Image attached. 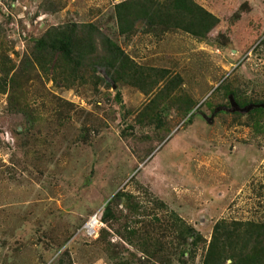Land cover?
<instances>
[{
  "label": "rangeland",
  "instance_id": "1",
  "mask_svg": "<svg viewBox=\"0 0 264 264\" xmlns=\"http://www.w3.org/2000/svg\"><path fill=\"white\" fill-rule=\"evenodd\" d=\"M193 1L0 0V264H255L226 232L264 223V112L229 109L264 103V0Z\"/></svg>",
  "mask_w": 264,
  "mask_h": 264
},
{
  "label": "trees",
  "instance_id": "2",
  "mask_svg": "<svg viewBox=\"0 0 264 264\" xmlns=\"http://www.w3.org/2000/svg\"><path fill=\"white\" fill-rule=\"evenodd\" d=\"M133 5H137V3L134 1H127L123 2L122 4L119 5V12L117 13L119 22H121V27L124 26V22L126 20V16L129 15L130 8ZM172 6L173 10L177 13H189L193 14L198 7L196 6L195 2L193 0H172ZM195 9V10H194ZM209 28V27H207ZM74 30L70 29L67 26H63L59 29L53 30V32L48 34V43L51 46L52 52L56 55H60L62 57H65L67 59L70 58L71 56V49L73 45L76 43V38H74ZM99 37L100 33L98 32ZM96 36V35H95ZM96 37H94V40ZM44 44V41H43ZM119 47V46H118ZM118 52L120 51L118 48ZM77 59H84L83 55H79L76 57ZM116 60V58H115ZM106 66H109V63L106 62ZM234 95V94H233ZM240 107H246L250 104H264L262 101H253L250 100L246 103H238ZM221 108V107H220ZM258 112H264V109H255ZM191 113V112H190ZM130 195L125 194H117L113 201L109 202L104 215L103 219L104 221H107L111 217V213H113L114 210V203H118L121 201V198H128ZM129 199V198H128ZM186 226V227H185ZM247 227L249 229L246 231V235H240L236 233L235 231H227L226 233L228 236L231 237H240L243 239V246L245 248L250 247L251 248V261L254 262L255 264H264V223L263 224H248ZM221 227L217 228V232L220 230ZM180 239L183 241V245L185 244V241H187L188 238H191L194 240V243L201 241L202 237L197 230L192 227V226H187L184 223L180 226ZM231 239V238H230ZM219 240H217L213 246V249L217 247V253H219L220 258L223 257L224 254H228V257L232 260L239 259L236 256L239 254H236L235 252L233 253L229 247H224L219 244ZM221 243V242H220ZM197 244V243H196ZM238 245V243L236 244ZM210 254V253H209ZM212 260V261H211ZM240 260V259H239ZM206 264H220V260H214V257L211 256L209 261Z\"/></svg>",
  "mask_w": 264,
  "mask_h": 264
},
{
  "label": "built area",
  "instance_id": "3",
  "mask_svg": "<svg viewBox=\"0 0 264 264\" xmlns=\"http://www.w3.org/2000/svg\"><path fill=\"white\" fill-rule=\"evenodd\" d=\"M101 217L100 213H97L93 217H91L83 229L84 236L87 238H95L98 236L99 229L101 226Z\"/></svg>",
  "mask_w": 264,
  "mask_h": 264
},
{
  "label": "water",
  "instance_id": "4",
  "mask_svg": "<svg viewBox=\"0 0 264 264\" xmlns=\"http://www.w3.org/2000/svg\"><path fill=\"white\" fill-rule=\"evenodd\" d=\"M257 108L264 109V104H259V105L250 104V105H248L246 107H240L239 104L236 101L231 99V109H229V111L231 113L240 112V113H243V114H247V113H249V112H251V111H253L254 109H257ZM221 110H222V107L216 109L214 115L211 117V123H213V120L215 118V114L218 113Z\"/></svg>",
  "mask_w": 264,
  "mask_h": 264
},
{
  "label": "flooded vegetation",
  "instance_id": "5",
  "mask_svg": "<svg viewBox=\"0 0 264 264\" xmlns=\"http://www.w3.org/2000/svg\"><path fill=\"white\" fill-rule=\"evenodd\" d=\"M222 110H227L226 108L222 107Z\"/></svg>",
  "mask_w": 264,
  "mask_h": 264
}]
</instances>
